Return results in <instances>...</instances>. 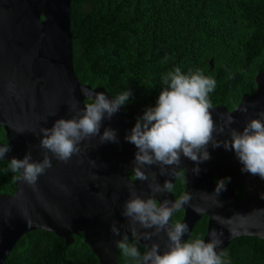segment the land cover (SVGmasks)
<instances>
[{"label":"water","instance_id":"95a60500","mask_svg":"<svg viewBox=\"0 0 264 264\" xmlns=\"http://www.w3.org/2000/svg\"><path fill=\"white\" fill-rule=\"evenodd\" d=\"M70 11L71 0H0V129L6 140L0 146L10 144L12 149L0 159L3 162L9 164L13 157L23 159L29 150L33 161H42L46 150L39 146L43 138L40 129L51 128L57 119L74 116L73 105L82 109L86 101L94 102L84 92H103L113 99L104 88L81 85L75 75ZM254 82L255 92L243 95L233 111L223 106L210 109L218 126L224 116L232 115L236 122L231 127L242 131L248 121L264 112V70L257 73ZM245 105L247 112H241ZM108 127L116 131L118 143L101 144L99 136L92 137L81 142L80 154L68 163L56 160L48 152L52 167L39 176L35 187L16 180L12 195H0V264L23 235L36 230L53 233L67 246L73 244V236L82 235L99 264H117L116 241L124 233L129 242H138L145 252L152 243L159 244L162 254L168 245L165 232L144 240L143 233L154 229L133 225L121 214L130 198V185L143 199L152 195L148 185L153 172L160 185L166 180L175 185L183 174L182 195L190 193L191 200L170 219L172 224L174 214L183 212L180 222L188 224L189 232L182 240L187 241L196 224L207 216L202 239L207 242L215 229L221 234L223 251L241 237L264 241V180L242 172L234 151L209 144L211 159L199 164L198 175L192 172L195 163L182 156L178 176L160 175L158 165H145L143 170L149 173V180L140 181L132 170L137 148L125 140L134 126L122 108L110 120L102 121L100 135ZM17 128L25 131L18 134ZM214 136L217 140L230 139L229 129ZM225 177H230V182L216 196V183ZM238 188L244 190L241 200L234 196ZM155 199L175 200L169 192L157 194ZM194 208L202 211L198 214ZM114 221L120 235H113L110 230ZM131 227L137 229L140 239L132 237Z\"/></svg>","mask_w":264,"mask_h":264},{"label":"trees","instance_id":"16d2710c","mask_svg":"<svg viewBox=\"0 0 264 264\" xmlns=\"http://www.w3.org/2000/svg\"><path fill=\"white\" fill-rule=\"evenodd\" d=\"M70 13L79 83L104 88L113 98L130 89L129 102L121 108L133 126L156 105L166 87L163 77L177 67L214 78L212 107L228 111L255 92V76L264 70V0H71ZM17 175L0 160V195L14 193ZM183 191L181 173L171 194L176 200ZM182 216L175 213L172 224ZM207 219L196 224L188 240L203 238ZM73 240L67 246L53 233L29 232L3 264H99L82 235ZM129 243L145 253L138 242ZM224 251L228 264H264V241L255 237L237 238ZM117 264L135 262L118 249Z\"/></svg>","mask_w":264,"mask_h":264},{"label":"clouds","instance_id":"9594fccd","mask_svg":"<svg viewBox=\"0 0 264 264\" xmlns=\"http://www.w3.org/2000/svg\"><path fill=\"white\" fill-rule=\"evenodd\" d=\"M163 83L166 87L162 88L156 105L148 107L125 136V140L137 148L132 162L136 180H149V173L143 170L145 165H158L160 175L178 176L182 156L195 163L192 172L198 175L201 171L199 164L211 159L209 144L213 148L222 146L225 150L234 151L243 166L242 172L264 180V112L258 114L259 118L248 121L242 131L231 127L236 122L232 115L224 116L223 123L218 126L210 111L213 107L209 94L216 88L214 78L204 75L199 69L195 72L189 70L185 74L177 67L163 77ZM83 94L91 95L94 102L86 104L82 109L73 105L74 116L57 119L51 128L40 129L43 138L39 146L46 150L42 161H33L30 150L23 159H11L10 170L19 173L13 177L14 180H22L35 187L39 176L52 167V158L48 152L56 160L68 163L74 155L80 154V144L87 139L99 136L101 144L119 142L116 131L110 127L105 128L100 135L101 124L105 118L110 120L129 102L131 90H126L111 100L103 92ZM247 110L246 105L240 109L241 112ZM225 128L229 129L230 139H215L214 134H223ZM15 131L19 134L25 129L17 128ZM11 150L10 144L0 146V159H4ZM150 175L152 182L148 186L152 195L143 199L130 185V198L125 202L121 214L133 225L154 229L143 233L144 240L165 232L168 238L167 250L161 254L160 245L152 243L142 255L135 244L129 243V236L124 233L116 241L122 255L131 258L135 264H228L227 253L221 248V234L215 229L210 232L207 242L201 238L182 240L189 232L188 224H170V219L175 211L190 203L191 195L185 193L174 201L165 199L158 202L155 196L171 193L174 185L169 180L160 185L156 182V173ZM230 179L225 177L217 181L214 191L216 196L226 190ZM261 198L264 199V193ZM218 204L222 206L219 201ZM193 210L198 214L202 211L199 208ZM110 230L113 235L121 234L115 221L110 225ZM130 232L134 239L141 238L135 227H131ZM217 249L221 250L218 252Z\"/></svg>","mask_w":264,"mask_h":264},{"label":"flooded vegetation","instance_id":"af4514ba","mask_svg":"<svg viewBox=\"0 0 264 264\" xmlns=\"http://www.w3.org/2000/svg\"><path fill=\"white\" fill-rule=\"evenodd\" d=\"M215 179V178H214ZM236 193H239L238 195H236ZM243 193H244V190L243 188H238L234 191V196L238 199V200H241L243 198ZM174 217V216H173ZM183 217V216H182ZM182 219V218H181ZM180 219V221H181ZM179 221V222H180Z\"/></svg>","mask_w":264,"mask_h":264}]
</instances>
